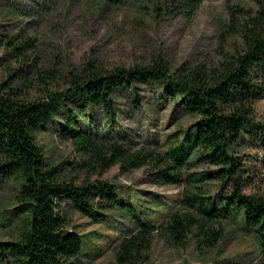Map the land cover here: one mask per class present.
Wrapping results in <instances>:
<instances>
[{
	"label": "trees",
	"instance_id": "obj_1",
	"mask_svg": "<svg viewBox=\"0 0 264 264\" xmlns=\"http://www.w3.org/2000/svg\"><path fill=\"white\" fill-rule=\"evenodd\" d=\"M200 2L185 1L179 7L194 10ZM244 16L237 26L240 49L208 73L171 72L158 61L109 71L87 63L67 69L65 86L56 91L48 88V81L58 73L37 65L30 39L22 36L19 43L17 37L0 35V49L9 52L5 62L20 64L0 76V180L15 188L13 212L3 220L17 221L16 233L0 239V264H88L80 235L69 228V212L97 222L105 210L119 212L130 223L112 242L115 264H144L156 235L182 248L194 233L199 250H212L225 236L221 223L251 233L258 259L246 264H264V194L243 192L248 177L239 157L251 130L258 127L264 133V126L253 119V104L264 94V6ZM236 19L232 14L231 21ZM36 85L45 86L43 98L29 100ZM147 85L160 89V99L165 97L174 113L193 120L185 131L169 136L165 149L154 152L144 145L133 148L120 126L123 115L134 118L142 107L138 91ZM124 98L133 109L117 111L118 100ZM50 128L102 171L116 165L122 172L148 166L151 183L182 186L180 200L166 207L149 202L146 210L154 211L150 221L138 204L124 202L112 186H75L59 166L48 162L37 142ZM199 164L212 169L189 172ZM211 183L219 187L214 196L206 189ZM225 187L228 195H222ZM213 224L219 229H211Z\"/></svg>",
	"mask_w": 264,
	"mask_h": 264
},
{
	"label": "rangeland",
	"instance_id": "obj_2",
	"mask_svg": "<svg viewBox=\"0 0 264 264\" xmlns=\"http://www.w3.org/2000/svg\"><path fill=\"white\" fill-rule=\"evenodd\" d=\"M185 1L195 0H0V35L29 38L42 70H53L58 78L49 80L48 88L62 90L67 81V69H80L90 63L100 70L147 66L158 61L172 70H204L207 73L221 66L240 49L238 27L246 16L255 15L264 0H201L194 10L182 9ZM10 10V12H9ZM232 14L237 15L231 21ZM22 37V38H21ZM9 52L0 49V76H7L20 64L14 59L5 62ZM10 58V57H9ZM13 58V57H11ZM30 63V62H28ZM4 77V78H5ZM45 86L36 85L29 91V100H41ZM160 89L153 85L138 91L142 107L134 118L122 116V134L132 141L136 150L143 145L151 152L165 144L176 131H185L193 120L174 113L173 106ZM166 100V101H165ZM131 100H118L117 111L133 109ZM255 124L264 126V94L253 104ZM148 141L144 144V141ZM247 144L239 154L240 163L248 177L243 187L246 195L264 194V133L258 127L246 137ZM51 165L59 166L62 176L71 178L75 186L89 183L109 185L115 194L129 204H138L148 219L149 202L162 206L177 203L182 186L151 183L150 168L122 172L118 165L102 171L93 161H86L74 150L69 140L49 131L37 138ZM199 164L189 171L211 170ZM218 185L206 187L214 196ZM12 183L0 180V239L16 233L17 221L5 222L4 216L14 209ZM225 187L222 195H228ZM92 205L94 202H90ZM94 206V205H93ZM104 218L93 221L77 212H69L70 229L83 242L88 264H115L113 243L130 228L121 214L103 211ZM159 222V221H158ZM1 224H5L2 226ZM224 238L212 250L198 249L194 233L184 247L172 246L164 237L156 235L152 246L144 254V264H246L258 259L256 241L251 233L237 230L226 223ZM219 229V224L209 226ZM113 242V243H112ZM89 258V259H88ZM90 260V261H89Z\"/></svg>",
	"mask_w": 264,
	"mask_h": 264
}]
</instances>
